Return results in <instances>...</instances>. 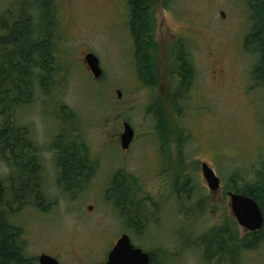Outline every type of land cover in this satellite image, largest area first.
<instances>
[{
    "label": "rangeland",
    "instance_id": "obj_1",
    "mask_svg": "<svg viewBox=\"0 0 264 264\" xmlns=\"http://www.w3.org/2000/svg\"><path fill=\"white\" fill-rule=\"evenodd\" d=\"M250 1L153 0L150 54L156 74L143 76L151 80L145 82L139 78L127 0H54L59 63L44 91L30 104L15 106L14 126L28 127L54 158L53 142L70 139L91 167L89 176L66 190L54 165L50 185L40 191L46 213L31 195L13 198L12 178L19 175L14 159L0 150V212L15 233H23L20 245L29 258L48 250L62 264H103L126 233L162 264H233L229 254L204 260L196 241L224 220L236 221L228 196L232 176L250 177L264 163V86L253 79L258 55L245 48L253 28ZM19 8V0H0V20L11 22ZM4 30L0 23V34ZM180 38L194 68L193 82L183 90L173 72ZM88 52L100 59L99 78L84 62ZM125 121L135 130L127 151L121 148ZM204 162L221 178L216 192L205 181ZM120 171L132 186L134 203L125 206L133 212L130 222H146L141 231L107 198ZM188 180L191 196L175 186L182 190ZM200 200L205 209L192 212ZM236 223L239 249L247 231ZM236 258L234 264H264V242Z\"/></svg>",
    "mask_w": 264,
    "mask_h": 264
},
{
    "label": "trees",
    "instance_id": "obj_2",
    "mask_svg": "<svg viewBox=\"0 0 264 264\" xmlns=\"http://www.w3.org/2000/svg\"><path fill=\"white\" fill-rule=\"evenodd\" d=\"M152 1L127 0L130 31L135 41V52L140 66L139 78L145 82H151L150 79L145 80L146 77L152 79L156 74L153 61L154 15ZM19 2V12L11 22L7 23L5 20H0L1 28L6 31L5 34H0V105L2 104L0 110L3 116H0L3 119L0 123L4 122L6 126L4 129L0 127V150H7V154L14 159L13 166L17 165L15 156L18 153L29 156V150L37 144L28 136V127H18V130L15 128L13 119L15 106L21 107L22 103L31 102L37 91H44V87L49 85L48 80L53 76L59 63V48L55 42L57 41L55 38L57 10L54 6V0H19ZM248 4L253 11V28L245 38V48L258 55V60L252 72L253 79L259 85L264 86V0H252ZM52 38L55 40H52ZM180 43L181 45L177 49L178 52L176 53L174 50L173 72L180 75V81H182L180 88L183 90L185 85L188 88L192 84L194 68L186 43L182 41ZM151 50L153 54H150ZM140 73L143 75H140ZM176 93L179 92L176 90ZM157 114L159 123H161L159 126L161 127L164 121L161 108ZM8 128H11V130ZM2 136H5L4 142L1 140ZM62 140L56 139L52 147L58 155L57 165L61 168L59 185L62 189H66L68 186H78V182H81L83 177L89 176L87 170L91 166L88 156L87 158L81 157L83 152L75 149L70 139H68V144ZM25 151L27 154H24ZM257 169L250 172L252 174L250 177L235 173L232 176L235 184L230 187V191L252 196L259 202L264 211V163L261 169ZM17 179L12 178V196L14 199L18 198L15 189L18 185ZM179 185L176 183L175 186L184 195L187 193L191 196L194 187H189V180L183 182L184 187H182V190ZM22 187V194L25 196L27 194L34 198L37 192V202L35 204L38 207L41 206L40 203L45 204V199L41 201L43 198H41L40 186L36 188L35 192L28 184L26 177L23 176ZM107 198L119 208L122 214L126 215L130 226L138 231L145 227V222L139 221L134 224L130 222L133 212L129 213L125 206L132 204L134 199L132 186L123 171H120L111 180ZM205 200L204 203L200 200L195 207H192V212L205 209ZM190 215L191 212L188 216ZM8 223V220L0 212V264H31L30 259L24 253L16 235L13 233V226ZM238 235L236 221L226 219L221 225L215 226L204 233L196 241V245L198 248L202 247L204 249V260L210 262L217 258L223 259L229 254V258L234 264L237 261L236 257L239 254L242 255L244 250H256L261 246L264 242V225L258 231L246 232L242 238L243 246L239 249L237 248L241 240L238 239ZM152 256L151 264H162L156 255L153 254Z\"/></svg>",
    "mask_w": 264,
    "mask_h": 264
},
{
    "label": "water",
    "instance_id": "obj_3",
    "mask_svg": "<svg viewBox=\"0 0 264 264\" xmlns=\"http://www.w3.org/2000/svg\"><path fill=\"white\" fill-rule=\"evenodd\" d=\"M85 63L91 69L95 78L103 74L99 57L94 52H88L84 59ZM135 138L133 126L125 121L123 123V132L121 134V147L128 149ZM202 173L205 181L212 192L221 188V178L215 170L206 162L202 163ZM3 183L0 181V192ZM230 207L232 215L238 224L247 232H254L261 229L264 225V211L259 202L252 196L230 191ZM40 264H60L59 261L47 254L40 256ZM105 264H150V254L141 247L132 243L128 234H123L111 249L108 260Z\"/></svg>",
    "mask_w": 264,
    "mask_h": 264
},
{
    "label": "flooded vegetation",
    "instance_id": "obj_4",
    "mask_svg": "<svg viewBox=\"0 0 264 264\" xmlns=\"http://www.w3.org/2000/svg\"><path fill=\"white\" fill-rule=\"evenodd\" d=\"M132 38H133V35H132ZM134 40V38H133ZM180 42L183 41L182 38H180L179 40ZM135 43V41H134ZM85 62V61H84ZM86 64V63H85ZM87 65V64H86ZM87 67L89 68V66L87 65ZM89 70L91 71V69L89 68ZM178 76V80L180 78V75L177 74ZM16 115V113H14ZM15 116H13V119H14ZM1 129H3L1 127ZM29 129V128H28ZM122 134V133H121ZM28 136L31 138V135H30V129L28 131ZM32 139V138H31ZM135 139V138H134ZM63 141V140H62ZM134 141V140H133ZM35 142V141H34ZM64 143H67L68 144V140H65ZM122 148V147H121ZM131 148V145L128 149H123L124 151H127ZM175 148V147H174ZM30 152V155H23V153H18L16 156H15V160H16V168H17V173L19 175L18 177V185L16 187V191H17V195H18V199L21 200L22 198V190H23V187H22V177L25 176L27 181H28V184H30L31 188L35 190L36 192V188L38 186H40V189L41 191H44L43 189V185L45 184V187L48 188V186L50 185V182L49 180H51V175L53 174L54 170H55V167H56V170L58 169L59 173L61 172V168L57 165V158H54L53 155H48V153L51 151L47 150V151H44L42 149L41 146H39L38 144L35 145V147L33 146L31 150H29ZM176 153V151H175ZM24 154H27V152L25 151ZM57 157V156H56ZM55 165V167H54ZM38 184V185H37ZM176 185V183H175ZM37 193V192H36ZM35 193V195L37 196V194ZM34 197L33 198V201L34 203H36V199L37 197ZM158 202V201H157ZM41 206H39V208L42 209V211H45L46 213H48L47 211L49 210L48 206L45 207V204L43 203H40ZM36 205V204H35ZM156 206V205H154ZM152 206V208L154 207ZM44 207V208H43ZM115 207L117 209H119L116 205ZM119 211V210H118ZM148 220H149V217H148ZM145 225H146V222H145ZM14 235H16L17 237V241L19 242V245L20 243L22 242V237H24V235H22L23 233H18L17 232L15 233V231H13ZM123 234H126V233H123ZM122 234V235H123ZM121 235V236H122ZM120 236V237H121ZM119 237V238H120ZM118 238V239H119ZM132 240V238H131ZM118 241V240H117ZM117 241L115 242V244L112 246V248L116 245ZM132 243H133V240H132ZM65 248V247H64ZM63 248V249H64ZM25 250V249H24ZM46 250V249H45ZM144 250V248H143ZM26 251V250H25ZM69 251V250H68ZM111 251V249H110ZM145 251V250H144ZM147 253L150 254V264L153 260V253L151 252H148V251H145ZM43 254H47V255H50L54 258H56L60 264H62L61 260H60V257L55 255V254H51L49 253L48 250L46 251H43L40 253V256L43 255ZM69 254H70V251H69ZM109 255V253H108ZM27 256V255H26ZM40 256H35L34 258H28L30 259L31 261V264H40ZM107 260H108V256H107ZM107 260L103 263L105 264L107 262Z\"/></svg>",
    "mask_w": 264,
    "mask_h": 264
},
{
    "label": "bare ground",
    "instance_id": "obj_5",
    "mask_svg": "<svg viewBox=\"0 0 264 264\" xmlns=\"http://www.w3.org/2000/svg\"><path fill=\"white\" fill-rule=\"evenodd\" d=\"M222 183V182H221Z\"/></svg>",
    "mask_w": 264,
    "mask_h": 264
}]
</instances>
